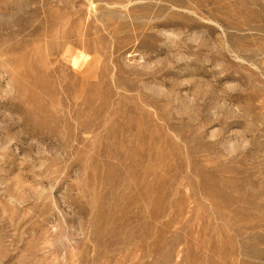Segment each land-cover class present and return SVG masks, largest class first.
I'll use <instances>...</instances> for the list:
<instances>
[{
  "label": "rangeland",
  "instance_id": "obj_1",
  "mask_svg": "<svg viewBox=\"0 0 264 264\" xmlns=\"http://www.w3.org/2000/svg\"><path fill=\"white\" fill-rule=\"evenodd\" d=\"M0 264H264V0H0Z\"/></svg>",
  "mask_w": 264,
  "mask_h": 264
}]
</instances>
